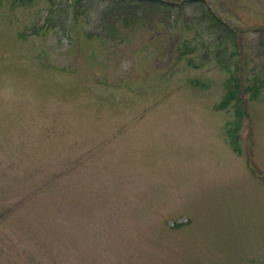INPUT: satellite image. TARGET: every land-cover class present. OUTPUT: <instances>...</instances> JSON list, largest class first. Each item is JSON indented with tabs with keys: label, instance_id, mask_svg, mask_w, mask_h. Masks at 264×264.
Returning <instances> with one entry per match:
<instances>
[{
	"label": "rangeland",
	"instance_id": "obj_1",
	"mask_svg": "<svg viewBox=\"0 0 264 264\" xmlns=\"http://www.w3.org/2000/svg\"><path fill=\"white\" fill-rule=\"evenodd\" d=\"M166 1L0 0V264H264V0Z\"/></svg>",
	"mask_w": 264,
	"mask_h": 264
},
{
	"label": "trees",
	"instance_id": "obj_2",
	"mask_svg": "<svg viewBox=\"0 0 264 264\" xmlns=\"http://www.w3.org/2000/svg\"><path fill=\"white\" fill-rule=\"evenodd\" d=\"M28 1H31V0H28ZM116 2H117L116 3L117 5H115V7L117 8L115 9L118 10V9L123 8L124 11H127V13L131 15L130 17L131 19L134 18V15H136L138 12L144 13L143 15L146 16L147 13H153L157 11L162 13L160 14L162 17H166L165 15L167 13H169L168 16L174 17L172 13L176 8L178 10L187 11V9L190 6H195V4H192L193 2L191 1H188V2L185 1L183 3H173L172 1L168 2L166 0H116ZM150 11H153V12H150ZM180 12L182 13V11ZM206 16L210 20L213 14L207 11ZM212 21L213 23H211L212 25L210 26L214 27L216 32L220 31L221 33L220 39L222 43L221 45H218L217 47L218 53H219V56L217 57V59L224 66V68L230 73L228 79L225 81V89H226L225 94L222 100L216 105V108L225 109L229 107L230 105H234L236 120L234 121L233 124L235 126V129H239L242 125L245 115L247 114L246 107L243 101V93L245 91V88L247 91L251 92V98L253 96L254 97L259 96V94L263 91V88H264V76H261V75L255 76V78L252 79V83L249 86H245L242 81L240 82L236 68L235 69L231 68L229 66V63L226 62L228 60V57L224 58L227 51L230 53L231 57L235 56L237 58L238 56L235 32L231 30L230 28H228L224 23L218 21L217 19L216 20L213 19ZM184 22L185 24H187L188 28H191V25H189L190 23L189 21L186 20ZM203 23H204L203 21L199 22L200 27H203L202 26ZM229 40L234 43L232 45L231 44L225 45V42ZM231 49H232V52H231ZM235 67H236V63H235ZM235 129L229 135V138H231L230 140L232 141L231 142L232 147L237 152H239L240 151V138Z\"/></svg>",
	"mask_w": 264,
	"mask_h": 264
}]
</instances>
